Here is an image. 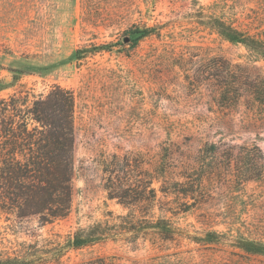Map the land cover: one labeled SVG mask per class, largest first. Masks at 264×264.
I'll list each match as a JSON object with an SVG mask.
<instances>
[{
    "label": "rangeland",
    "instance_id": "1",
    "mask_svg": "<svg viewBox=\"0 0 264 264\" xmlns=\"http://www.w3.org/2000/svg\"><path fill=\"white\" fill-rule=\"evenodd\" d=\"M211 17L264 36V0H0V98L60 85L75 127L71 211L46 224L0 215L5 254L112 212L176 231L124 232L39 264H264L242 247L264 243V58ZM127 172L147 184L136 205L105 187ZM185 177L197 191L174 190Z\"/></svg>",
    "mask_w": 264,
    "mask_h": 264
},
{
    "label": "trees",
    "instance_id": "2",
    "mask_svg": "<svg viewBox=\"0 0 264 264\" xmlns=\"http://www.w3.org/2000/svg\"><path fill=\"white\" fill-rule=\"evenodd\" d=\"M202 22L224 39L245 45L256 58H264V36L239 29L221 18L211 17ZM231 88L227 84L225 89L230 91ZM73 111L74 95L60 85L44 94L19 91L0 98V215H14L20 220L34 215L39 217L41 224H46L69 214L73 206L75 173ZM115 158L120 157L115 155ZM162 172L164 176V169ZM185 178L174 182L176 192L187 195L201 186ZM140 182L132 173L127 172L119 178L109 174L105 187L109 198H116L125 205H136L147 199L144 195L147 184L143 189ZM176 186L182 188L177 189ZM110 216L120 223L110 218L96 221L64 237L57 235L51 238L50 244L44 247L39 246V241L25 244L19 254L7 255L0 245V264L49 262L71 249L108 240L124 232H131L136 237L141 228L153 227L165 239H171L176 231L173 223L165 217L156 221L144 219L145 226L142 227L143 219L140 221L132 213L114 217L110 212ZM242 247L252 253L264 254L263 242L246 239Z\"/></svg>",
    "mask_w": 264,
    "mask_h": 264
}]
</instances>
